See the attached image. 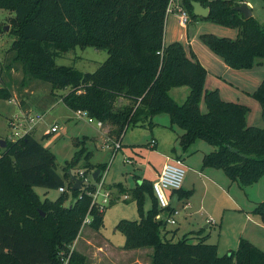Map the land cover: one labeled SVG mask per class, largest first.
I'll return each mask as SVG.
<instances>
[{"label": "trees", "instance_id": "obj_1", "mask_svg": "<svg viewBox=\"0 0 264 264\" xmlns=\"http://www.w3.org/2000/svg\"><path fill=\"white\" fill-rule=\"evenodd\" d=\"M192 1L209 9L207 18L192 13ZM242 0H180L190 19H203L236 28L235 38L202 33L201 42L232 69H249L257 58H264V25L253 15L245 18L236 10ZM171 0H0V9L14 12V40L4 61L0 58V79L5 72L19 69L23 81L39 80L50 86L52 99L72 112L110 126L108 135L123 140L129 127L156 125L152 119L164 113L170 129L182 130L178 146L183 152L202 140L212 150L202 158V168L223 172L240 187H249L264 176V76L251 94L260 107L262 127L247 124L249 108L221 99L219 91L206 90L207 70L183 45L163 43L164 25ZM188 20V21H189ZM91 46L107 56L95 70L83 72L70 65L57 64L56 58L75 47ZM8 62V63H6ZM188 87L182 104L174 102L169 91ZM65 95L56 94L66 90ZM58 98V99H57ZM12 99L11 84L0 86V100ZM51 99V100H52ZM54 99V100H55ZM120 99L128 103L117 106ZM203 102L205 112H201ZM28 116V114H27ZM0 144V264H87L86 257L73 250L83 226L99 232L104 213L120 200H109L100 210L92 203L93 183L72 190L70 171L84 163L85 176L100 167L83 159L84 151L66 162L63 177L56 171L54 155L31 134ZM181 159L180 156H174ZM68 180V187H65ZM143 179L128 189L114 185L121 201L132 200L139 219L120 220L114 229L124 238V251L150 249V264H264V252L244 238L235 250L219 256L208 236L168 239L167 220L174 213L170 205L160 209L152 189ZM60 190L54 200L44 199L33 188ZM67 191L73 201L66 207ZM179 200L189 199L192 191H173ZM150 209L144 211L146 201ZM166 212L168 219L160 215ZM251 214L264 224V200ZM87 217L90 218L85 223ZM198 235V234H197Z\"/></svg>", "mask_w": 264, "mask_h": 264}, {"label": "rangeland", "instance_id": "obj_2", "mask_svg": "<svg viewBox=\"0 0 264 264\" xmlns=\"http://www.w3.org/2000/svg\"><path fill=\"white\" fill-rule=\"evenodd\" d=\"M248 1L250 6L253 7V16L260 23L264 24V0ZM13 16L14 12L0 9V58L2 61H4L3 59H5V56L8 54L11 42L14 40L11 29V18H13ZM170 18L171 17H169V20ZM5 26H7V29H5ZM183 26H185V28L175 23L177 38H181L179 40L182 42L184 38L187 37L193 42L198 41L202 46H205L199 38L202 33H211L216 36L229 38H235L237 35L236 28H228L203 19H190L185 25L183 24ZM106 56L107 53L105 50L95 49L91 46L83 48L77 46L73 50L56 58V62L57 64L77 67L83 72H91L95 70L100 62L105 60ZM255 62L256 63L249 70H236L231 68V71H236L235 74L233 72V75L237 76V80H239V74L247 75L251 73L252 76L254 74L255 77V83L248 82V84L251 85L240 86L238 81H234V89H237V86H240V89L248 92H253L256 89V86L264 76V58H257ZM11 71L13 70L11 69ZM11 71L10 74L7 72L3 74L0 79V86L5 83L13 84L12 96H17V98H19L21 90L23 91L21 84L23 81V74L19 67L17 69L14 68L13 72ZM33 81L35 82L34 90L33 87L30 86L31 91H34L33 95L30 96L28 93L30 97H23L27 105L29 117L24 115V110L19 108L15 102L11 100L8 102L0 100V138L10 141L9 137L11 133H14L10 127L11 123H14L17 127L23 126L22 128L27 129L29 128L28 120L33 119L30 124L31 131L29 133L54 155L56 171L61 177H63L66 162H70L79 151H84L85 155L83 159H87L86 161L90 165L100 167L103 170L101 172L98 169H94L85 176L84 168L82 167L84 160H82L80 165L70 171V174L72 179L75 178L81 181L86 179V183L84 182V184H88L94 182L92 180L93 174L99 172L98 176L100 180L96 183V186L103 181L102 192L109 195L108 203L104 206L106 207L109 205L110 199L120 200L113 206L107 207L105 210L103 217L104 225L99 232L85 225L77 238V249L89 258L87 264H111L108 261H111L114 255L117 256V253H112L111 249L107 247V243L104 242H108V244L112 245L114 248L120 249L124 244V238L118 231H115L114 227L116 223L120 220L136 221L139 219L135 203L132 200L126 202L121 201V198L124 196L120 197L114 185L120 184L125 187V189H131L134 185V175L149 179V172L153 170V167L157 166L159 160L161 161L159 156L162 154L161 151L163 149L166 151L170 150V153L175 150L176 153L184 155L185 160H188V155L193 151L199 150V152L195 153L193 156H200L202 151L210 149L211 147L202 140H196L186 152H183L177 142L178 137L182 134V130L177 126H173L172 129H170L169 119L167 115L162 113L152 119V123L156 126L153 127L151 131L147 128H127L123 134L122 143H120L119 147L114 148L116 143L115 138H110L109 135L106 134L107 129L105 127H100L102 129H99L97 128L96 121L92 120L91 124H89V118H77L74 112L70 111L58 98L56 101L50 100V104H48L46 96L50 92L49 84L39 80ZM67 92L68 89L58 91L56 94L65 95ZM187 95L188 87L184 85L174 87V89L169 91L170 98L179 105L185 101ZM232 95L231 98H228L223 93V99L226 101L230 99L229 101L238 102L247 106L249 108V113L247 115L248 125L262 127L261 112L258 103L253 98L244 94L236 93L235 96L234 94ZM117 106H120V103H117ZM199 106L201 112L204 113L205 107L203 102H201ZM53 125L57 126V130L48 134V131ZM154 139L157 141V149H153L150 146L151 141ZM65 187L67 189L68 180H65ZM241 188L245 189L244 187ZM33 190L41 200L48 199L54 201L60 196L58 190H46L39 187H35ZM246 190L247 189H245V191ZM67 193L68 199L65 202L66 207L73 201L71 192L67 191ZM112 193L114 195H112ZM230 194L233 196V199L236 200L235 196H238V194L236 195L233 190L230 191ZM240 196V200H243L245 204H248V199L251 200V195L244 191ZM257 198L261 199L260 197ZM101 200L102 198L100 196L99 201ZM148 208L149 203L147 202L145 203L144 211L146 212ZM241 214L240 216L233 214V212L227 214L230 217L234 216L235 219L229 221L230 217H226L225 221L229 222L225 233L231 232L237 223L242 225L245 217H249L252 221L261 223L260 219L250 212H241ZM87 219L90 220L89 217H87ZM249 226L252 230L255 228L252 223H249ZM167 227L172 228L173 226L168 225ZM217 231L218 227H210L207 230V232L213 234L214 239L216 238L215 234ZM98 250L101 252V255L104 254V257L96 253ZM147 250L151 252L150 249ZM94 251L95 253H93ZM219 255L222 256L221 252H219ZM105 256L107 257L105 258ZM141 257L144 264H148V259L145 254H142ZM92 259H94V262H92Z\"/></svg>", "mask_w": 264, "mask_h": 264}, {"label": "crops", "instance_id": "obj_3", "mask_svg": "<svg viewBox=\"0 0 264 264\" xmlns=\"http://www.w3.org/2000/svg\"><path fill=\"white\" fill-rule=\"evenodd\" d=\"M246 2L249 5L253 15V7L250 6L248 0H246ZM178 5H180V0L175 1V3L171 5L170 11H167L165 18V25H164V36H163L164 45H167L174 41H178L183 45L185 53L188 57H190L191 53H193L196 56L197 60L207 70V77L205 81L206 90L217 89L219 91L222 100H224L223 93L228 98H231V96H233L232 94H234L235 96L236 93L244 94L248 97H251V94L257 89V86L259 84L256 86V89L253 92L244 91L240 89V86L251 85L248 84V82L255 83L254 74L253 76L251 73L247 75L239 74V80H237L238 79L237 76L233 75V72L235 74L236 71H231V68H229L219 56L215 55L207 47L202 46L198 41L193 42L192 40H189V38L187 37L184 38L183 40L184 42L183 41L181 42L179 40L181 38H177L175 23H177L182 28H185V26H183V24L180 23V17L176 12L175 7ZM169 17H171L170 20ZM249 69H243V70H249ZM12 70L14 71V69ZM8 74H10V72H8ZM234 81H238L240 84V86H237V89H234L235 87ZM21 84L23 91L21 90L19 98H17V96L16 97L12 96L11 101L15 102L19 108L24 110V115H27L28 109L24 98L33 95L34 91H31L30 86H32L34 90L35 82L22 81ZM12 86L13 84H11V91L13 92ZM28 93L30 94V96ZM46 99L48 100L47 103L50 104V100L52 99L50 96V92L47 94ZM54 99L52 100L56 101V99L55 100ZM59 100L61 101L60 98ZM227 100H228L227 102H234V101H229L230 99ZM117 103H120V106H122L124 104H127L128 102L124 99H120L118 100ZM234 103H238V102H234ZM262 126H263V122H262ZM103 127L107 129L106 134L108 135L110 126L103 125L102 128ZM122 141L120 143H122ZM153 149H157L156 140ZM211 150L212 148L205 149V151H202L200 156H193L195 153L199 152V150H195L188 155V160H185L184 155L176 153L175 150L172 151V153H170V150L166 151L165 149H163L161 151L162 154L159 156L161 161L159 160L157 163L158 167L157 166L153 167V170L149 172L150 177L147 180L154 182L157 178V175L160 173L163 165L166 163V158H174V156H180L182 158L185 168V176L183 179V184L181 189L183 191H192V195L189 199L179 200V198L176 195H173L177 197V203L175 205L174 213L170 216L169 219L168 216H166V212L160 215L162 219L165 220L168 219L173 221V224L171 223L167 224V226L168 225L173 226L172 228L167 227V232H168L167 238L176 241L183 238L184 236H190V237L208 236L207 242L217 246L218 255L219 252H221V255H225L231 252L232 250H235L239 239L245 238L254 246H256L257 248H259L264 252V224L262 223L252 221L251 219H249V217H245L244 223L242 225L237 223V225L232 229L231 232L225 233L226 227H228V222L230 220L233 221L235 219L234 216L232 217L228 216L227 215L228 213L233 212V214H236L238 216L242 215L241 212L251 213L255 205L264 200L263 199L264 176L255 184L249 187H244L245 189H247L245 191V189L241 188L237 183H233L229 181L222 171L212 168H202V158L205 154L211 152ZM133 178H134V185L131 188L135 186L136 182H140L141 180L145 179L143 176H138V175H134ZM232 190L236 193V195L238 194V196H235L236 200H234L233 196H231L230 194V191ZM243 191L251 195V200L248 199L249 201L248 204H245L243 200H240L241 199L240 195H242ZM112 195L114 194L112 193ZM173 196H171V193H167V197L169 200ZM257 197H260L261 199H258ZM124 198L125 197L121 199L123 200ZM147 202L149 203V208H148L149 210L150 202L148 200L146 201V203ZM226 217H230L229 221L227 222L225 221ZM249 223H252L254 225L255 228L253 230L252 228H250ZM210 227H218V231L215 234L216 235L215 239L213 238V234L207 232L208 228ZM104 243H107L106 245L108 248L111 249L112 253L114 252L117 253V256L114 255L113 258H111V261H108L111 264H144V262L141 260L142 254H145V256L148 259V264H150L149 261H150L151 252H149V250L147 249L124 251V250H120L119 248H114L112 245L108 244V242H104ZM77 246H78V239L74 242L72 249L83 254L81 251L77 249ZM93 253H95V251ZM96 253L101 255V252L99 250ZM84 256L86 257L88 262L89 259L88 256L87 255ZM101 256L104 257V254H102ZM106 257L107 256H105V258ZM92 262H94V259H92Z\"/></svg>", "mask_w": 264, "mask_h": 264}, {"label": "built area", "instance_id": "obj_4", "mask_svg": "<svg viewBox=\"0 0 264 264\" xmlns=\"http://www.w3.org/2000/svg\"><path fill=\"white\" fill-rule=\"evenodd\" d=\"M175 0H171L170 6L168 7L167 11H170L171 5L174 3ZM176 12L178 13L180 17V23L186 24L189 20L188 13L186 10L181 7L180 5L176 6ZM74 115L77 118H89L86 112H74ZM29 117V116H28ZM33 119H29V128L24 129L23 126H16L14 123L10 124L11 130L14 133H11L9 140L15 141L19 138H22L24 135L29 134L31 131L30 124L32 123ZM88 122L91 123L92 119H88ZM97 127H102V124L97 122ZM57 130V126L54 125L51 127V129L48 131L49 133L55 132ZM120 143L116 142L115 147H119ZM150 146L153 148L155 146V141L152 140L150 143ZM185 176V168L184 163L181 159L176 158H166V163L163 165L160 173L157 175L156 180L152 184L153 193L157 199L158 205L160 209H166L170 205V200L167 197V193H172L173 191H178L182 188L183 179ZM86 181L83 180V184ZM86 183V182H85ZM102 185L103 181H101L96 186L95 192L92 194V203L97 204L100 206V210H103L108 203L109 195L104 194L102 192ZM64 192L63 189L59 190V193ZM101 196L102 200L99 201V197ZM89 220L86 219L85 223H88ZM168 223L173 224L172 220H168Z\"/></svg>", "mask_w": 264, "mask_h": 264}, {"label": "water", "instance_id": "obj_5", "mask_svg": "<svg viewBox=\"0 0 264 264\" xmlns=\"http://www.w3.org/2000/svg\"><path fill=\"white\" fill-rule=\"evenodd\" d=\"M191 6H192V13L197 16V17H202V18H207L209 15V9L207 7H204L200 2L198 1H192L191 2ZM236 10L240 11L245 18H248L250 16H252V12L250 7L248 6L246 0H242L241 3L239 5H237ZM5 29H7V26H5ZM3 141H0L1 144V148L4 147V144H2ZM99 172H95L93 174L92 180L95 181L97 176H98ZM74 186L72 188V190L76 191V190H81L82 189V185H83V181L79 180V179H72ZM177 203V197L173 196L170 199V207L171 209H175V205Z\"/></svg>", "mask_w": 264, "mask_h": 264}]
</instances>
